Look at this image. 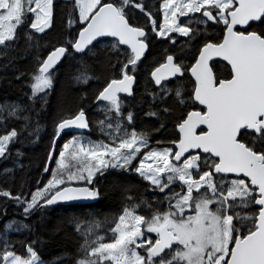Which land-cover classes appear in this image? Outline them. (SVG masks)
I'll use <instances>...</instances> for the list:
<instances>
[{
	"label": "snow or ice",
	"instance_id": "obj_1",
	"mask_svg": "<svg viewBox=\"0 0 264 264\" xmlns=\"http://www.w3.org/2000/svg\"><path fill=\"white\" fill-rule=\"evenodd\" d=\"M0 59L30 89L28 103L0 104V161L15 157L0 203L28 219L97 200L98 189L72 184L108 169L135 173L153 194L124 184L116 216L73 217L82 243L70 264H264V0H0ZM61 69L84 87L52 119L57 172L26 195L14 183L24 168L15 146L39 139ZM89 92L102 118L86 111ZM139 106L152 128L138 129ZM168 124L173 135L153 143ZM93 129L103 139L85 135ZM32 231L5 223L0 264H43Z\"/></svg>",
	"mask_w": 264,
	"mask_h": 264
},
{
	"label": "trees",
	"instance_id": "obj_2",
	"mask_svg": "<svg viewBox=\"0 0 264 264\" xmlns=\"http://www.w3.org/2000/svg\"><path fill=\"white\" fill-rule=\"evenodd\" d=\"M59 3L61 0H55ZM67 15L64 16V24L58 23L57 34H62L63 30L67 28ZM75 27V26H74ZM71 30H74L71 29ZM55 42V37L51 38ZM47 52V48L40 50V55L43 56ZM148 55V54H147ZM4 63L0 59V65ZM28 64L31 68V63L28 61L21 62ZM13 72L11 69H3L0 67V104L5 102H18L22 104L28 103L27 96L24 93H30L27 87H20V82L12 79ZM27 79V78H26ZM84 86L69 83L64 69L57 73L54 80V87L51 94L48 96V111L41 114V124L43 127L39 133V139L35 143L29 140L17 144L16 149L24 153L22 157V170L17 169V179L14 182L16 186L21 183L24 185L25 194L35 192L40 187L42 188L48 180L52 178V172L56 169L55 160L58 155L53 157L52 161L47 160L49 145L51 143V135L53 132L52 119L58 109L64 107L66 114L71 108L70 99L76 91ZM143 82L141 83L140 92H143ZM84 95V93H80ZM92 93H87V100L84 101L86 111L91 113L94 117L102 118V114L96 111V106L91 102ZM136 112L138 129H150L153 127L154 118L144 115L146 108L139 106L134 109ZM18 126V125H16ZM173 135V129L170 124L167 130L161 129L153 136V143L156 137L167 138ZM88 137L92 140L103 139L102 135L93 129ZM66 138L62 135L60 140L57 141V153L59 152L62 142ZM71 139V136L67 137ZM164 145H158L162 147ZM14 159L9 161H0V187L6 186L4 184L3 170L5 168L14 167ZM49 168L48 172H44V167ZM99 181V183H97ZM146 182L140 180L135 173L112 170L104 173L103 176L99 175L92 187L98 188L101 193V198L97 204L94 205H75V206H56L49 207L42 212H36L28 219L22 215L21 209L15 207L11 203L4 205L0 203V208L7 207V215L0 216V233L4 231V225L8 221H22L30 224L32 227V236H34L38 243L34 247L38 250V255L44 264H70L73 258L78 257V248L82 239L79 234L75 232L72 224V218L77 217L82 221L87 222L90 218L103 220L105 217L111 218L116 216L122 207L123 200L120 195L121 187L124 184L133 186L134 190H138L145 199H151L152 193L144 190ZM16 190V188H14ZM139 211V210H138ZM103 228L101 234H103ZM26 233H10V238L19 240L25 238Z\"/></svg>",
	"mask_w": 264,
	"mask_h": 264
},
{
	"label": "water",
	"instance_id": "obj_3",
	"mask_svg": "<svg viewBox=\"0 0 264 264\" xmlns=\"http://www.w3.org/2000/svg\"><path fill=\"white\" fill-rule=\"evenodd\" d=\"M147 55V53H146ZM59 67V65L57 66ZM91 132H87V130H85V135L88 136L90 135ZM78 134V133H77ZM63 135V134H62ZM61 135V136H62ZM73 187H87L89 189H92V188H95V187H92V186H76V185H72ZM98 189V188H96ZM99 190V189H98ZM100 191V190H99ZM101 198V196H100ZM99 199L97 200H91V199H81V200H78V201H71V202H62V203H58L56 205H53V206H49V207H56V206H75V205H94V204H97L99 202ZM48 207V208H49Z\"/></svg>",
	"mask_w": 264,
	"mask_h": 264
},
{
	"label": "rangeland",
	"instance_id": "obj_4",
	"mask_svg": "<svg viewBox=\"0 0 264 264\" xmlns=\"http://www.w3.org/2000/svg\"><path fill=\"white\" fill-rule=\"evenodd\" d=\"M112 170H116V169H108V170L105 171V173H106V172H109V171H112ZM116 171H120V170H116ZM54 172H57V169L53 170L52 173H54ZM57 175H59V173H57ZM99 175H100V174L97 173V174L94 176L92 184H88L86 181H74L72 185H76V186H84V185H85V186H91V185H93V183L95 182L96 178H97ZM61 187H63V185H62ZM43 264H44V263H43Z\"/></svg>",
	"mask_w": 264,
	"mask_h": 264
}]
</instances>
